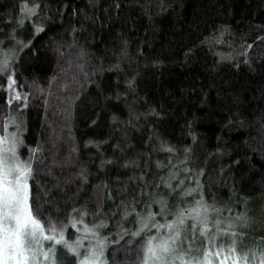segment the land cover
Here are the masks:
<instances>
[{"label": "trees", "instance_id": "trees-1", "mask_svg": "<svg viewBox=\"0 0 264 264\" xmlns=\"http://www.w3.org/2000/svg\"><path fill=\"white\" fill-rule=\"evenodd\" d=\"M23 2L35 0H0V40L16 48L17 79L29 86L23 138L42 149L36 180L59 218L72 207L95 212L98 196L110 215L139 196L133 177L166 176L156 162L171 161L182 174L203 169L208 203L246 210V230L264 234V0H38L40 18L18 26ZM33 24L45 31L34 34ZM109 225L103 235L117 230ZM116 260L129 264L123 251Z\"/></svg>", "mask_w": 264, "mask_h": 264}, {"label": "snow or ice", "instance_id": "snow-or-ice-1", "mask_svg": "<svg viewBox=\"0 0 264 264\" xmlns=\"http://www.w3.org/2000/svg\"><path fill=\"white\" fill-rule=\"evenodd\" d=\"M41 7L38 0L30 6L21 3V17L16 24L22 26L39 19ZM33 29L37 35L45 31L38 24H33ZM14 32L15 29L8 33L11 40H15ZM223 34L222 31L220 36ZM206 39L219 42V38ZM7 42L0 40V93H4L0 100L7 110L0 115V264H66L68 260L71 264H117L116 256L121 251L129 264H264V234L246 230L251 223L247 211L232 215V208L208 203L199 179L204 170L194 174L184 168L182 174L171 161L167 166L156 162L157 169L167 167L166 176L153 175L150 181L141 172L139 177H133L139 181L138 197L133 195L115 203L104 185L106 199L115 203L110 215L104 213L98 196L95 212L72 207L63 219L59 218L56 202L49 199L50 191L42 189L36 180L37 169L45 164L40 159L42 149L39 144L28 146L23 138L22 116L28 108L30 92L22 91L29 86L17 79L16 48H5ZM16 44L23 49L31 40L28 44L16 40ZM134 80L133 76L126 81L129 88ZM23 149H27L26 158L21 155ZM161 150L170 155L177 151L164 142ZM111 162L102 160L101 166ZM184 163L179 161L180 165ZM123 166L139 168L134 161H125ZM78 176L82 182L87 181L83 169ZM191 183L195 187L187 186ZM225 211L230 215L225 217ZM89 215L91 223L86 222ZM110 221L117 230L102 235ZM129 222L132 227H124ZM261 225L264 233V220Z\"/></svg>", "mask_w": 264, "mask_h": 264}, {"label": "rangeland", "instance_id": "rangeland-1", "mask_svg": "<svg viewBox=\"0 0 264 264\" xmlns=\"http://www.w3.org/2000/svg\"><path fill=\"white\" fill-rule=\"evenodd\" d=\"M14 42H15V40H11V42H10V44H12V45H14ZM223 215H225V217H227V216H229V215H227V214H223ZM132 227V224H131V226H130V228ZM103 235V234H102ZM61 251V255H63V252H62V250H60ZM66 264H71V260H68V261H66Z\"/></svg>", "mask_w": 264, "mask_h": 264}]
</instances>
